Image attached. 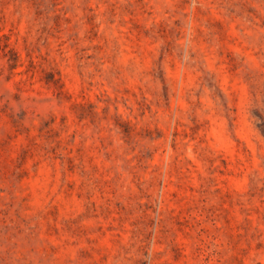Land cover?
I'll list each match as a JSON object with an SVG mask.
<instances>
[{
    "label": "rangeland",
    "instance_id": "1",
    "mask_svg": "<svg viewBox=\"0 0 264 264\" xmlns=\"http://www.w3.org/2000/svg\"><path fill=\"white\" fill-rule=\"evenodd\" d=\"M0 264H264V0H0Z\"/></svg>",
    "mask_w": 264,
    "mask_h": 264
}]
</instances>
